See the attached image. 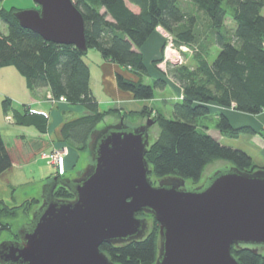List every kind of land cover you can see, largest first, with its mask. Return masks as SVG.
<instances>
[{
	"label": "trees",
	"instance_id": "16d2710c",
	"mask_svg": "<svg viewBox=\"0 0 264 264\" xmlns=\"http://www.w3.org/2000/svg\"><path fill=\"white\" fill-rule=\"evenodd\" d=\"M70 1L83 18L87 51H97L105 61L127 68L140 78L147 75L140 49L156 36L157 27L170 33L177 47L198 48L199 31L193 10L199 12L206 21L205 29L215 50L203 54L199 50L203 56L199 57L196 72L189 74L175 70L172 73L181 88L182 99L172 105L170 117L157 113L151 119L158 125L159 133L149 143L145 155L151 169L149 177L154 180L173 177L196 183L205 167L213 161L229 162L246 173L257 170L250 156L221 145L198 128L197 120L210 114L209 105L233 108L248 115L264 111V0ZM129 5L137 11L134 12ZM16 11L15 8L0 9V22L6 28L5 32L0 30V69L14 68L24 78L31 94L45 88L56 101L62 97L71 106H82L88 115L65 123L60 135L61 140L78 153L87 151L88 140L109 112H98L89 86V68L84 61L86 53L74 46L46 42L22 29L14 17ZM228 20L232 23L230 30ZM140 78L136 82L117 75L116 84L121 91L130 93L139 101H150L155 90L165 88L162 77L154 78L152 85L142 84ZM2 107L5 114H11L16 125L32 126L39 133L46 132L45 115L17 110L9 99L2 101ZM149 113L142 111L138 115L148 118ZM218 117L216 129L223 137L236 139L242 134H253L248 127L233 128L223 114ZM11 165L0 134V175ZM54 196L72 199L70 192L60 186ZM37 202L33 198L21 206L8 207L0 200V234L7 231L12 240H17L11 220L19 213L29 219ZM139 215L150 219L152 224L141 239L99 247L113 264H154L158 225L151 216ZM231 253L241 264H264V247H259L256 252L232 247Z\"/></svg>",
	"mask_w": 264,
	"mask_h": 264
},
{
	"label": "water",
	"instance_id": "95a60500",
	"mask_svg": "<svg viewBox=\"0 0 264 264\" xmlns=\"http://www.w3.org/2000/svg\"><path fill=\"white\" fill-rule=\"evenodd\" d=\"M33 2L38 9L14 13L22 29L87 52L84 21L70 0ZM152 124L147 119L131 125L120 118L97 129L87 172L44 185V202L17 240L0 245V264H113L99 247L141 239L146 219L139 214L158 225L154 264H241L232 247L253 252L264 247V170L232 167L191 190L173 177L155 185L145 158ZM59 186L71 200L54 196Z\"/></svg>",
	"mask_w": 264,
	"mask_h": 264
},
{
	"label": "crops",
	"instance_id": "0c3cea01",
	"mask_svg": "<svg viewBox=\"0 0 264 264\" xmlns=\"http://www.w3.org/2000/svg\"><path fill=\"white\" fill-rule=\"evenodd\" d=\"M130 8L134 12L137 11L133 6ZM159 45V41L154 36L140 49L147 71L145 76L149 78H155L153 63L160 56ZM84 61L89 68V86L97 102L98 112L112 108L121 114L124 113L126 119L134 121L135 124L131 123L132 125H140L138 113L143 107L150 105L154 111L161 113L157 106L167 105V88L155 91L154 98L150 101L135 100L130 93L121 91L117 87L116 76L120 75L132 81L138 80L140 76H135L127 68L105 61L95 50H88ZM141 77H144V74ZM48 97L51 95L45 88L31 94L26 88L24 78L14 68L0 69V134L12 161L10 169L0 176V200L2 201L5 196L7 197L9 189L17 188V185H26L32 181L46 184L56 177L55 168L41 161L39 153H50L52 149L66 147L69 153L63 160L64 173H69L71 166L75 164L72 154L74 148L61 140L60 129L65 123L84 117L88 113L79 105L71 106L60 102L52 104ZM4 99H9L17 110L25 109L29 113L45 115L47 117L46 132L39 133L32 126L16 125L14 120L12 123L8 122L7 115L11 116V114H5L3 110ZM212 107L217 108L218 114L225 115L233 128L248 127L253 134H242L236 139H228L221 137L219 133H213L216 129L207 130L206 126L207 128L204 129L207 134L221 145L245 152L255 166L264 168V111L258 115H248L237 112L233 108L209 105L210 109ZM170 115L171 113L169 117ZM127 123L130 122L127 121ZM91 139L93 140V135ZM27 199L29 198L25 196L23 200Z\"/></svg>",
	"mask_w": 264,
	"mask_h": 264
},
{
	"label": "rangeland",
	"instance_id": "374dc122",
	"mask_svg": "<svg viewBox=\"0 0 264 264\" xmlns=\"http://www.w3.org/2000/svg\"><path fill=\"white\" fill-rule=\"evenodd\" d=\"M11 8H15V9H17L19 11L31 10V9H36V5L33 2V0H4V1L0 2V9L10 10ZM193 14L196 15V17H197V29L199 31V33H198L199 34V37H198V41H199L198 42V48L197 47L192 48V49L189 48L188 51H186V50L181 51L180 50V52H181V53H179L180 61L178 63L174 64V65L167 64L166 68H165L166 69L165 73H161V72L158 71L160 73V74H158V73H155V70H154L155 69L154 67H156L158 62L163 58V50H164V48L162 46L163 42H162L161 38L159 36H157V35L155 36L156 39L160 43V45H159L160 47L158 48V50L160 51V56L153 63V71L155 73L153 75H154L155 78L156 77H159V78L162 77V80H164V82L166 83L165 84V88H167V91H168L167 100H166L167 105L159 104L157 107L161 111V114L163 116H165L166 118H168L169 117V113L172 112V105L175 102H178V101H180L182 99L181 88L179 87V85L172 78V73L174 74L175 70H180L182 72H187L189 74L196 72L197 67H198V63H199V57L205 51L214 53V50H215V48L213 46V41H212L211 37L208 36L207 30L205 29L206 28L205 26L207 24H206V21H205L204 17L199 12H197L195 9L193 10ZM227 28H228V30H230L232 28V23L229 20L227 21ZM5 29H6L5 26L0 22V30L2 32H5ZM200 49L202 51L201 55H200V51H199ZM152 78L153 77L149 78V77L144 75V77L140 78V81H141L142 84L152 85L153 82H154V78H153V81H151ZM137 81L138 80H136V82ZM155 91H157V90H155ZM155 91H154V93H155ZM48 100H49L50 103H52V101H50L51 97H48ZM55 103L56 102H54L52 104H55ZM60 103H64V102H60ZM114 111H116L117 113L114 112ZM142 111L150 112L149 113L150 117H148V118L147 117H142L141 118L139 116L140 117V121H141L140 124H143V125L145 124L147 119L151 120L158 113V112L154 111V109H152L150 105L146 106V107H143ZM105 112H109V114H106L103 117V119L101 121V124L99 125L98 129L99 128H103L105 125L116 124L117 122H119L120 118H123V116H125L124 118L126 119V115L124 113L121 114L118 110L109 108L106 111H103L101 113H105ZM120 116H122V117H120ZM7 117H10L8 122L12 123L14 119L11 116H9V115H7ZM218 120H219L218 110H217L216 107L215 108L212 107V109H210V114L207 117H201V118H199L197 120L198 128L201 131L207 133L204 128L208 127L207 130L216 129V125H217ZM128 121L130 123L135 124L134 121H131V120H128ZM216 131H218V130L216 129ZM216 131H214L213 133H215V134L219 133L220 134L219 131L218 132H216ZM158 133H159L158 125L156 123L152 124L150 129H149V131H148L149 143L153 142L156 139ZM220 136L223 137L221 134H220ZM92 141L93 140L90 137V139L88 140L87 151L78 153L75 150V148H74V150H73L74 153H72V154L74 155L73 159L75 160L74 161L75 164H73V166H71V169H70L69 173H64L63 172V174L60 175L57 172L54 163H50V161L40 158L41 153H39V159L41 161H43V162H46L47 164H49V165H51L52 167L55 168L56 177H60L62 179L63 178L66 179L67 178V179H70L71 181L72 180H77V178H75V177L78 176L79 173H80V176H78V178L82 177L87 172V170L89 169V167L92 164V157L90 155V149H91ZM88 151H89V153H88ZM68 153L69 152L67 151L66 155H64V158L67 157ZM232 167H234V166L231 163H229V162L213 161V162L209 163L205 167V169H204V171L202 173V176H201V178H200V180L198 182L193 183L191 181L184 180V188L187 189V190H191V189L202 187V186H204L205 184L208 183L209 178H211L214 174H216L217 172H223L225 170L226 171L230 170ZM82 169H84V170H82ZM256 169L259 170L260 167H257ZM81 171H83V172H81ZM150 180L155 185L158 183V180H154L151 177H150ZM37 182L38 181H32V183H28L26 185H22V186L17 185V188L9 189L7 197L6 196L4 197V201H5L4 203L8 207L21 206V204L24 201H26V200H23L25 196H27L29 198V199H27L29 201L31 199H33V198L38 200V202L36 204H34V210L30 214V218L29 219H25L22 216V214L19 213L14 220H11L12 231L14 233H17L19 231V229L23 225L27 224L30 221L32 214L44 202V198H43L44 191H43V188H44L45 182L44 183H40V182L37 183ZM145 219H146V230L145 231L147 232L150 229V227L152 226V224H151V220L150 219H148L146 217H145ZM10 240H12V238H11L9 232L3 231L0 234V245H2L4 242L10 241Z\"/></svg>",
	"mask_w": 264,
	"mask_h": 264
},
{
	"label": "built area",
	"instance_id": "2783aa9c",
	"mask_svg": "<svg viewBox=\"0 0 264 264\" xmlns=\"http://www.w3.org/2000/svg\"><path fill=\"white\" fill-rule=\"evenodd\" d=\"M155 34L159 36L162 40V46L164 48L163 50V58L158 62L156 65V68L159 72L165 73L166 72V65L167 64H176L180 61L179 53L181 51H188L189 47L181 45V46H176L174 39L170 33L162 29L161 27H157L155 29ZM52 103L54 102H66L64 98H59L58 101L54 100L51 97ZM10 117H7V120L9 121ZM67 150L66 148H55L52 149V152L50 153H41L40 158L46 159L50 161V163L55 164V168L57 172L61 175L64 172V165H63V160H64V155H66Z\"/></svg>",
	"mask_w": 264,
	"mask_h": 264
},
{
	"label": "flooded vegetation",
	"instance_id": "af4514ba",
	"mask_svg": "<svg viewBox=\"0 0 264 264\" xmlns=\"http://www.w3.org/2000/svg\"><path fill=\"white\" fill-rule=\"evenodd\" d=\"M82 170H84V169H82ZM81 172H83V171H81ZM75 178L79 179V178H81V177L78 178V176H76ZM63 179H64V178H63ZM64 180H66V181H71L70 179H67V178L64 179Z\"/></svg>",
	"mask_w": 264,
	"mask_h": 264
}]
</instances>
